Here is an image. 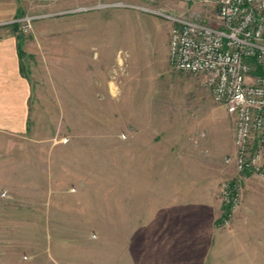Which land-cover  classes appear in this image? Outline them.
I'll return each instance as SVG.
<instances>
[{
	"label": "crops",
	"instance_id": "crops-1",
	"mask_svg": "<svg viewBox=\"0 0 264 264\" xmlns=\"http://www.w3.org/2000/svg\"><path fill=\"white\" fill-rule=\"evenodd\" d=\"M27 2L0 0V21L27 11ZM174 3L168 8L183 10ZM126 15L134 16L77 13L70 24L57 19L22 37L0 26V242L14 234L17 196L75 225L119 227L115 240L130 243L133 264H254L234 241L251 236L248 202L221 227L222 177L178 153L156 105L137 104L152 97L148 76H121L122 53L142 57L145 49L141 22L127 27Z\"/></svg>",
	"mask_w": 264,
	"mask_h": 264
},
{
	"label": "rangeland",
	"instance_id": "rangeland-1",
	"mask_svg": "<svg viewBox=\"0 0 264 264\" xmlns=\"http://www.w3.org/2000/svg\"><path fill=\"white\" fill-rule=\"evenodd\" d=\"M23 1H28L27 11H20L9 21H0L7 22L3 25H13L21 37L31 34L37 25H47L48 22H55L57 19L63 20L61 23L63 25L70 24V17L76 16L77 13H95L104 10L109 12L119 9L131 11L134 16H124L121 23L128 27L132 19L141 22L137 26L142 25L143 29L138 36L145 49L142 57L133 58L127 55V51L123 52V66L118 69V65H112V74L114 75L116 72L114 69L117 68L121 76L133 72L148 76L143 79V88L147 89L148 95L151 94L152 97L148 99L139 97L137 104H147L148 100L158 107L160 129L168 128L164 130H168L167 134L177 142L175 148L178 153H182L184 157L188 156L193 164H200V169H203L205 163L209 173H217L222 177V186L224 182L235 177L234 118L224 105L215 100L211 88L204 85L200 75L181 71L172 66L168 55L170 20L163 15L145 12L140 8L113 6L64 12L76 7L69 4L65 6L71 0L46 4ZM123 1L135 2V0ZM62 2L64 5L58 7L57 5ZM100 2L105 1L97 0L80 5H96ZM136 2L149 3L151 6L158 4L149 0H136ZM160 2L166 8L175 4L168 0ZM58 11L60 13L57 14ZM26 13L45 15L34 19L33 28L25 32L21 29L20 23L14 20ZM109 24L114 25L113 22ZM127 38L128 34H124L121 41L125 42ZM166 123L170 125L166 126ZM247 202L249 205L246 211H251V219L245 229L252 230L249 233L251 236L246 241L245 235L234 241L238 247L244 243L247 251L253 253L248 261L264 264V236L262 237L264 176L251 174L244 180L241 204L230 225L233 224L243 203ZM9 212L15 218V225L9 233L14 234L9 236L8 242H0V264H133L132 260L130 262L126 259L127 246L130 243L115 240L119 227H111V230H108L102 226L75 225L69 218L70 215L68 218H59L54 211H47L43 203L18 199L17 196L14 200V209ZM106 233L111 234L110 240L104 239ZM238 257L236 259L239 260Z\"/></svg>",
	"mask_w": 264,
	"mask_h": 264
},
{
	"label": "built area",
	"instance_id": "built-area-1",
	"mask_svg": "<svg viewBox=\"0 0 264 264\" xmlns=\"http://www.w3.org/2000/svg\"><path fill=\"white\" fill-rule=\"evenodd\" d=\"M29 1L46 4L59 0ZM149 1L158 4L117 0L64 12L121 6L170 20L172 66L200 75L215 100L234 118L236 175L222 186L225 208L219 218L220 226L227 227L241 204L244 180L251 174L264 176V0H168L182 3L183 10L162 6L163 0ZM44 15L26 13L14 21L28 32L33 20Z\"/></svg>",
	"mask_w": 264,
	"mask_h": 264
},
{
	"label": "trees",
	"instance_id": "trees-1",
	"mask_svg": "<svg viewBox=\"0 0 264 264\" xmlns=\"http://www.w3.org/2000/svg\"><path fill=\"white\" fill-rule=\"evenodd\" d=\"M20 53L23 54L21 47H20ZM218 224H220V219H218Z\"/></svg>",
	"mask_w": 264,
	"mask_h": 264
}]
</instances>
